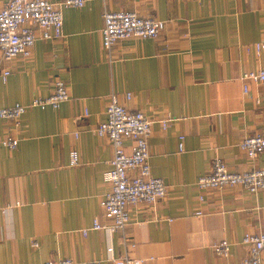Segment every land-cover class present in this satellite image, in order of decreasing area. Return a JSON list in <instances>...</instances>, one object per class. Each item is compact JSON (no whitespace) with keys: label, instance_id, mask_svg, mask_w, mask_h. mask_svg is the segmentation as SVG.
<instances>
[{"label":"crops","instance_id":"obj_1","mask_svg":"<svg viewBox=\"0 0 264 264\" xmlns=\"http://www.w3.org/2000/svg\"><path fill=\"white\" fill-rule=\"evenodd\" d=\"M105 11L166 27L157 40H123L105 51ZM61 13L60 39L36 40L27 59L6 62L0 54V109L48 97L56 80L69 95L56 110L28 109L17 125L0 119V264H113L124 257L239 264L247 256L243 236L261 231L264 191H200L196 182L214 160L231 172L264 170V154L249 160L238 147L264 134V85L242 80L264 68V53L254 50L264 43V0H87ZM111 96L152 121L150 174L167 188L156 204L128 208L123 233L91 230L95 221L110 224L100 203L113 150L91 130L106 121ZM7 138L17 140L15 149L3 146ZM125 147L129 153L131 143ZM222 240L230 244L227 257L212 251Z\"/></svg>","mask_w":264,"mask_h":264},{"label":"built area","instance_id":"obj_2","mask_svg":"<svg viewBox=\"0 0 264 264\" xmlns=\"http://www.w3.org/2000/svg\"><path fill=\"white\" fill-rule=\"evenodd\" d=\"M87 0H62L59 5L46 0H1L0 2V54L6 62L20 57H30L36 40H54L62 37L63 17L61 8L81 9ZM101 44L105 51H110L119 41L128 39L157 40L165 30L162 21L145 19L133 12L103 13ZM257 54L264 53V43L256 44ZM8 71L2 73L4 79ZM244 84L264 85V68L245 72L242 75ZM247 85L243 91L246 93ZM69 98L67 88L61 80L54 82V90L46 98L34 99L28 106L15 104L0 109V119L18 124L19 118L28 109H58ZM107 119L91 130L92 134L102 137L110 143L113 156L110 169L105 175L108 192L100 206L104 217L110 222L102 225L95 221L91 230L123 233L129 222L128 208L132 206H152L166 195V185L150 174L148 139L151 135L152 121L139 111H131L119 104L115 96L110 97L106 108ZM170 120L160 122L165 128ZM183 138H179V150H182ZM125 142L131 143L130 152L126 151ZM18 142L7 138L3 146L9 150L16 148ZM239 149L249 160H255L264 154V134L244 137L238 144ZM79 163L77 153H70V166ZM200 191H221L227 188L240 187L251 194L264 191V170L231 172L221 160H214L210 172L201 176L196 182ZM202 199V198H200ZM5 209H0L4 214ZM200 214V213H198ZM88 230L82 231L86 236ZM37 246L35 242L32 244ZM242 245L247 248V256L239 264H264V220L258 234H245ZM212 251L220 257H227L230 244L222 240L213 245ZM108 254L112 248L107 249ZM43 264H99V262H76L63 259ZM113 264H139L138 261L124 257L113 260Z\"/></svg>","mask_w":264,"mask_h":264}]
</instances>
